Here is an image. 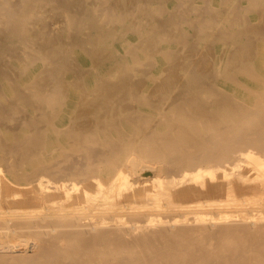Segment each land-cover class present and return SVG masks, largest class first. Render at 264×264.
<instances>
[{
  "label": "bare ground",
  "instance_id": "obj_1",
  "mask_svg": "<svg viewBox=\"0 0 264 264\" xmlns=\"http://www.w3.org/2000/svg\"><path fill=\"white\" fill-rule=\"evenodd\" d=\"M0 264H264V0H0Z\"/></svg>",
  "mask_w": 264,
  "mask_h": 264
}]
</instances>
